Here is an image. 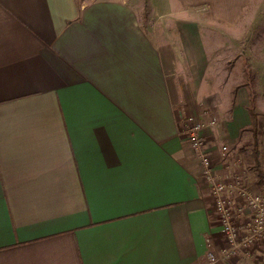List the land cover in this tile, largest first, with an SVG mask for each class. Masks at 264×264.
Wrapping results in <instances>:
<instances>
[{"label": "crops", "instance_id": "0c3cea01", "mask_svg": "<svg viewBox=\"0 0 264 264\" xmlns=\"http://www.w3.org/2000/svg\"><path fill=\"white\" fill-rule=\"evenodd\" d=\"M177 1L194 19L149 28L127 0H0V264H264L208 261L224 241L179 125L203 123L218 172L258 189L233 165L251 119L232 89L243 63L264 114V63L230 68L240 45L201 37L204 22L236 26L248 0Z\"/></svg>", "mask_w": 264, "mask_h": 264}, {"label": "built area", "instance_id": "2783aa9c", "mask_svg": "<svg viewBox=\"0 0 264 264\" xmlns=\"http://www.w3.org/2000/svg\"><path fill=\"white\" fill-rule=\"evenodd\" d=\"M179 114L181 132L202 164L203 178L208 184L224 241L219 251L210 250L207 253L208 261L215 263L233 257L249 258L255 252L260 254L264 263V197L248 186L245 176L229 169L227 163L224 168L228 169V173L218 172L201 137L203 123L184 112ZM210 124H214V120ZM228 151L226 145L221 147L222 159Z\"/></svg>", "mask_w": 264, "mask_h": 264}, {"label": "rangeland", "instance_id": "374dc122", "mask_svg": "<svg viewBox=\"0 0 264 264\" xmlns=\"http://www.w3.org/2000/svg\"><path fill=\"white\" fill-rule=\"evenodd\" d=\"M127 2L141 13L144 25L149 28L154 21H156L161 28H171L172 19L174 17L183 15L184 17L182 18L189 17V19H194L192 18L193 15H197L195 11L191 13L189 11L185 14L180 13L179 15V8H182L183 5L177 0H127ZM175 13L178 16H174ZM157 15H161V18H158L159 16ZM204 24L205 27L203 26L204 28H201V37L207 50L217 43L222 45L227 42L231 44L238 43L240 45L239 50L230 49V54L227 56V64L229 63L228 65L230 68L234 65L230 63H235V61L240 58H243L246 63H250L249 60H253L256 63H264V0H248L243 17L233 28H227L223 23L217 21L204 22ZM252 65L253 64H251V66ZM258 130L256 142L253 141L251 132L244 133L243 142L245 143V147L239 150L236 148L237 151H235L239 154L241 159L240 162L242 161L241 165H239V160L237 161L235 166L237 169L256 171L255 160L248 159L247 156L248 154L252 155L253 150L257 149V165L264 171V117L260 122ZM224 158L222 162H226V158ZM236 160L237 158L234 162H236ZM242 163H246V167L243 168ZM256 191L260 193L258 189H256Z\"/></svg>", "mask_w": 264, "mask_h": 264}, {"label": "trees", "instance_id": "16d2710c", "mask_svg": "<svg viewBox=\"0 0 264 264\" xmlns=\"http://www.w3.org/2000/svg\"><path fill=\"white\" fill-rule=\"evenodd\" d=\"M238 60V59H237ZM231 65L234 64L230 63ZM241 66V72H242V81L235 85V87L232 89V99L234 98L233 95L235 91L239 87H244L247 90L248 93V107L247 110L250 115L251 119V126H250V132L252 133L253 141H257V127H258V120L259 117H264V114L260 113L257 111V100H256V78L255 75L252 74L250 68L248 66H243V63L240 64ZM257 149H254L252 152V156L254 157L255 160V180H256V185L258 187V190L260 191L261 195L264 197V171L261 170L258 165H257Z\"/></svg>", "mask_w": 264, "mask_h": 264}]
</instances>
